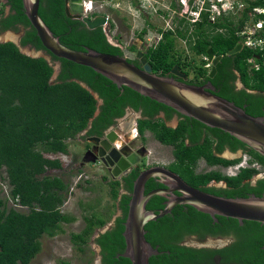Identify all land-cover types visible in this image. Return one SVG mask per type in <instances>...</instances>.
<instances>
[{
    "label": "trees",
    "instance_id": "16d2710c",
    "mask_svg": "<svg viewBox=\"0 0 264 264\" xmlns=\"http://www.w3.org/2000/svg\"><path fill=\"white\" fill-rule=\"evenodd\" d=\"M1 1L0 34L7 31L22 33L19 46L13 42H0V172H4L10 186L9 197L12 201V206L7 207L0 198V264H30L41 251L40 239L43 236L52 238L62 232V224L75 221L74 217L61 211L68 193V184L64 178L50 174L51 171H57L62 175V164L58 159L48 156L69 154V142L87 128L98 108L93 94L98 96L102 105L99 107L100 114L93 119L90 135L97 131L98 124L105 128L113 117L122 116L126 107L137 110L140 106H145L147 115L166 108L129 88H117L108 79L85 66L53 56L43 48L25 16L22 0ZM247 3L236 24L229 17L215 23H210L203 17L201 22L190 28V24H183V20H179L174 30L164 34L156 46L146 49L152 73L166 76L175 65L182 70L185 68L186 76H192L189 84L199 86L210 81L219 97L242 108L248 115H263L264 51L245 46L239 53L227 55L237 43L243 42L239 33L249 20L248 14L252 8L264 7L263 0ZM7 6L9 10L5 14ZM64 7V0H39L38 8L39 17L63 46L75 51H85L87 48L99 53L121 55V49L107 41L102 28L88 30L81 21L68 18ZM146 33L147 29L143 28L136 33V37L143 40ZM161 33L159 30L158 34ZM173 33L186 40L188 50L195 57L201 58L200 64L195 63L194 59L187 60V57L182 60L178 53L172 54ZM20 47L42 50L48 54L50 62L43 57H30L21 52ZM131 48L135 49L133 46ZM209 49L215 56L222 57L212 79L208 78L209 69L205 67L207 61L204 59L207 58ZM56 63H59L60 69L53 79V65ZM237 79L242 85L239 90L234 87ZM194 122L192 134L184 122L176 129H169L163 124L140 120L139 133L149 130L157 141L172 146L174 170L182 175L185 172L193 186L206 184L214 179L226 181L231 187L226 192L227 197L246 198L247 193L262 196L264 178L258 180L254 187H249L247 183L259 172L251 167L252 164L264 167V157L252 149H249L250 167L241 169L234 177H226L218 172L200 177L194 174L193 167L201 157L209 164L225 166L240 161L213 156L210 140L198 143L197 128L204 126ZM209 131L226 140L233 139L232 150L245 147L220 130ZM186 137L189 138L190 145L184 142ZM198 178L201 179L196 182ZM128 188L131 191V184ZM213 193L221 195L220 192ZM109 196L115 202L118 197L116 187H111ZM129 199L130 196L122 197L121 215L116 217L106 232L93 240L94 245L99 248L100 264H131L128 258L117 256L124 253L126 248L122 235ZM159 203L160 199L153 197L148 207H161ZM113 207L115 208V204ZM178 216L181 214L175 215ZM167 217L150 221L144 226L145 240L158 252L157 255L150 256L149 264H215V256H219L220 264H264V249L258 246L250 251H194L181 247L175 238V229L180 225H171ZM83 220L84 228L78 233L70 234V242L79 251L84 250L83 246L89 243L95 230L103 229L107 224L103 217L96 215L84 217ZM248 224L259 227L257 222ZM263 243L264 240L260 242Z\"/></svg>",
    "mask_w": 264,
    "mask_h": 264
},
{
    "label": "water",
    "instance_id": "95a60500",
    "mask_svg": "<svg viewBox=\"0 0 264 264\" xmlns=\"http://www.w3.org/2000/svg\"><path fill=\"white\" fill-rule=\"evenodd\" d=\"M1 2L5 3V0ZM81 3L82 0H64L66 16L81 21L88 30L104 27L106 24L105 17L97 16L89 19L82 16ZM22 4L25 16L35 30L43 48L53 56L85 66L108 79L117 88H129L141 96L163 104L207 127L218 129L264 157V117L248 115L242 108L232 102L210 94L207 90L213 91V87L209 82L204 86L188 85L173 78L154 75L150 64L141 51L134 52L125 48L122 50L121 55H110L85 47V51L69 49L59 42L58 37L52 35L39 17V0H22ZM5 35H10V38H5ZM5 35L0 37L1 43L13 42L19 46L20 35L12 32ZM20 50L30 57H43L50 61L43 51H34L21 47ZM241 50L242 45L237 43L227 52V55H234ZM207 57L211 65L208 78L212 79L216 73L215 67L222 57L214 56L211 49L207 50ZM134 59L139 61L141 68L129 62ZM54 71L58 73V66ZM170 73L182 78L183 81L187 79L184 73L178 71L176 65L171 68ZM81 85L84 87L83 84ZM93 95L98 98L96 94ZM103 144L108 149V145L105 142ZM108 155L114 163L118 162L119 156L114 149ZM129 160L133 161L131 158ZM154 176L160 178L159 181L155 180L156 182L166 185L169 190L152 191L143 196L142 191L145 182ZM173 190L179 191L183 196L174 197L170 194ZM155 194L168 199V202H164L166 206L156 213L154 211H146L144 209L145 204ZM249 196L247 198H223L209 195L188 186L177 175L167 170L159 167L149 168L140 173L133 183L132 194L128 203L125 230L122 235L125 239L126 248L124 253L117 256L128 258L131 264H149L150 256L157 255L158 252L156 248L153 249L145 240L144 226L150 221L162 218L174 206L180 204H188L200 212L209 213L214 222L216 220L212 216L217 215L238 220L239 226L242 225L241 222L244 220L264 225V194L260 198ZM111 225L112 223H109L101 233L107 231Z\"/></svg>",
    "mask_w": 264,
    "mask_h": 264
},
{
    "label": "flooded vegetation",
    "instance_id": "af4514ba",
    "mask_svg": "<svg viewBox=\"0 0 264 264\" xmlns=\"http://www.w3.org/2000/svg\"><path fill=\"white\" fill-rule=\"evenodd\" d=\"M8 10H9V6L5 7V14L8 13ZM168 31L169 30L163 31V33L160 34V39ZM21 33H17V34L21 36ZM126 47L128 49H131V51H139L138 49L132 50L131 46H126ZM142 53L146 57V50L142 51ZM204 59L207 61L205 67L207 66L210 73L211 65L210 62L208 61V57ZM146 60L148 62L147 57ZM200 61L201 58L198 64H200ZM129 62L135 65L136 67L141 68V64L137 59H134ZM57 64H58L57 66L59 72L60 65L59 63ZM177 68L180 73H184V71L186 70L185 68H183L184 70L179 69L178 66ZM164 77L173 78L176 81L184 82L185 84L188 85H193L188 83L189 80H191L192 78L190 74L186 76L187 79L185 81H183V79L180 77L172 75L170 72L168 75ZM207 82L211 84L210 81H206L205 83L200 84L199 86H204L207 84ZM212 87L214 92L211 90H207V92H209L212 95L218 96L215 93L216 91L213 85ZM234 87L237 90L241 89L242 85L239 79H237V81L234 83ZM95 99L97 100L98 108L94 113L93 119H95L100 114L99 107L102 105V101L99 98H95ZM165 108L166 109H158L157 112L153 114L150 113L151 115H147L146 114L147 108L145 106H140V108L137 110H134L130 107H126L122 116L113 117L111 123L105 128L101 127L98 124L96 127L98 128L97 131H95V133L90 135L89 131L92 129V122H93L92 119L91 121H89L87 128H85L81 133H79L75 137L79 145L77 144L76 146H70L71 150L69 149L68 155L56 154V158L62 157V158H67L68 160L65 165L62 164L64 172L62 175H60V177L65 179L66 175L69 174H73V175L76 174V176L80 175L81 173H84L82 171H84V168L87 167L95 175L96 174L99 175L100 181L109 189V191L111 190V187H116L118 191V197L115 200V208L118 214L113 218V222L115 221L117 216L121 215L120 202L122 201V197L131 196L133 183L135 182V180L137 179L140 173L144 172L149 168L159 167L164 170H167L168 172L177 175L188 186L209 195L223 197V198H241V197L226 196V192L231 190V187H229L226 181H216L212 179L206 184H198L196 187L193 186L192 184L193 182L189 180L185 172L182 171L183 172L182 175L174 170L173 164L175 162V158L173 156L172 146L164 145L159 141H157L154 135L149 130H145L144 133L142 134L139 133L138 124L139 121L142 120L143 122L149 121L152 124L153 123L163 124L166 128L169 129H176L181 122H184V124H186L187 127H189L190 132L194 134L195 128H193V126L195 124L194 121L196 120L184 116L167 106H165ZM262 111L264 112V109H262ZM127 114L130 115V117L125 118ZM260 117H264V114L261 115ZM203 126L204 128L201 127L197 128L199 133L197 138L199 144H203L205 140L208 139L212 142L210 150L213 156L225 160L240 159V161L225 166L221 164H209L206 161V159L201 157L197 159L193 167V172L196 176L200 177L202 175H208L214 172H218L226 177H234L240 172L241 169L250 167L249 147L245 145V147L243 148L232 150L231 147L233 145V139L230 138L229 140H226L224 137L216 136L211 131H209L214 128H210L205 125ZM121 128L128 129V131L124 133V131L121 130ZM103 142H105L108 145V149L105 148ZM154 142L157 143V148L160 149L164 154L161 155V158L160 157H156L153 159L149 158L150 155L149 148L152 143L154 144ZM184 142L187 145H190L189 138L186 137L184 139ZM73 149L75 150L73 151L75 154L71 152ZM112 149H114L115 153L119 156L118 167H117L118 162L114 163L111 157L108 155ZM158 152L161 153L160 151ZM129 158L133 159V161L129 160ZM251 167H254L259 171L256 175L253 176L252 179L247 181L249 187H254L256 186L258 180L264 178V167L256 164H252ZM200 179L201 178H198L196 182H199ZM155 180L159 181L160 178L157 176L150 177L145 182L142 191L143 196L149 194L152 191L169 190V187H167L166 185L160 182H156ZM116 183L117 185L115 186L114 184ZM130 184H131V191H129L128 188ZM213 192H220L221 195L215 194ZM170 194L176 198L183 196L177 190L171 191ZM263 194H264V190L261 193V195ZM247 195L248 196L251 195L257 198L262 197V196L258 197L253 193H247ZM153 197H158L160 199L159 204L161 207H157V206L153 208L148 207V204ZM164 202H168V199L155 194L145 204L144 209L146 211H154V213H156L158 210L163 209L166 206ZM180 214L181 216L175 217V215H180ZM199 214H201V216ZM165 216H168L167 219L171 225H180L179 227H177V229H175V238L178 239L177 242L178 245L187 249H191L194 251L196 250L218 251L224 249L226 250L236 249L237 251H250L252 248L257 246L260 247V249L264 247V243L260 244V242L264 240V225H261L260 223H259V227H256L254 225L248 224L251 221L244 220L241 222L242 225L239 226L238 220L213 215L212 217L216 220L217 222L216 223L210 217L209 213L200 212L188 204H180L174 206L173 209ZM97 249H98L97 253L99 254V248L97 247ZM214 260H215V264H220L219 256H215ZM98 261L100 264L99 255H98Z\"/></svg>",
    "mask_w": 264,
    "mask_h": 264
},
{
    "label": "rangeland",
    "instance_id": "374dc122",
    "mask_svg": "<svg viewBox=\"0 0 264 264\" xmlns=\"http://www.w3.org/2000/svg\"><path fill=\"white\" fill-rule=\"evenodd\" d=\"M99 13L104 14L108 18V25L111 27V34L108 39L111 43L115 40L120 41L124 46L134 45L137 40L136 33L143 28L147 29L144 39L138 41V45L142 51H145L149 46H156L160 39L159 30H174L177 26V18L173 17L170 11L167 10L171 0H94ZM171 8V7H170ZM240 13V11H239ZM169 14V15H167ZM167 15V17H166ZM237 17V16H236ZM223 19V18H219ZM234 19L236 24L239 18ZM224 20V19H223ZM219 22V21H218ZM150 23V24H149ZM151 25L149 27V25ZM107 25V26H108ZM109 27V26H108ZM107 27V28H108ZM223 31V29H218ZM191 32V31H190ZM5 32L0 35H5ZM18 35L17 33H15ZM6 36V35H5ZM111 37V39H110ZM174 50L172 54H180L181 59L187 57V60L194 59L195 63H199L200 57H195L189 50L185 39L173 33ZM115 39V40H114ZM31 52V51H30ZM54 64L53 67H57ZM56 75V74H55ZM54 77V76H53ZM55 79V78H53ZM127 117L130 115L127 114ZM126 133L128 129L121 128ZM123 134V133H121ZM79 145L77 139L69 142L70 146ZM152 146V147H151ZM149 148V158L153 159L160 157L163 152L157 148V143H152ZM71 151L73 154H75ZM160 151L161 153H159ZM159 153V154H158ZM164 155V154H163ZM52 158H56L52 156ZM61 163L65 165L67 158L61 157ZM84 173L80 175H66L64 181L68 184V193L66 194L65 202L61 207L64 214L74 217L75 221L69 224H62V232L52 238L43 236L41 241V251L32 259L30 264H59L65 262L67 264H99L97 247L93 240L97 235L95 230L91 240L86 246H83V251H79L70 242V234L80 232L84 226V217L96 215L103 217L107 224L118 214L116 208L113 207L114 201L110 199L109 189L102 184L98 174H94L87 167L84 168ZM51 175L60 176L57 171L50 172ZM10 186L6 182L4 172H0V198L5 201L7 207L12 206V201L9 197Z\"/></svg>",
    "mask_w": 264,
    "mask_h": 264
},
{
    "label": "built area",
    "instance_id": "2783aa9c",
    "mask_svg": "<svg viewBox=\"0 0 264 264\" xmlns=\"http://www.w3.org/2000/svg\"><path fill=\"white\" fill-rule=\"evenodd\" d=\"M177 7L182 6L181 13L186 12L194 6L196 10L191 12L192 22L199 20L203 13H207V19L214 20L217 16H220L225 12H232V14H238L237 11L244 8L243 2L236 1L234 6L233 0H172ZM264 1V0H263ZM192 3V4H191ZM191 4V5H190ZM92 2L83 1V7L86 14L95 12ZM237 6V7H236ZM97 8V6H96ZM98 9V8H97ZM190 11V10H189ZM251 19L255 20L246 22V25L242 29L240 35L243 39V44L252 50L264 51V7L253 9V14L250 15ZM251 22V25H249ZM264 65V61H263ZM256 68L257 66L254 65Z\"/></svg>",
    "mask_w": 264,
    "mask_h": 264
},
{
    "label": "clouds",
    "instance_id": "9594fccd",
    "mask_svg": "<svg viewBox=\"0 0 264 264\" xmlns=\"http://www.w3.org/2000/svg\"><path fill=\"white\" fill-rule=\"evenodd\" d=\"M83 1H89V0H82V3H81V5H82V9H83V14H82V16L83 17H86V18H89V19H93V18H95V17H97V16H103V17H105L106 18V24L104 25V27H101L102 28V30L104 31V33H105V35H106V37H107V41L111 44V45H113V46H115V47H119L120 49H121V52H122V50L123 49H125V48H127L126 46H124V44L123 43H121L120 41H118V40H115V43L113 44V43H111L110 42V40L108 39V35H110L111 34V27H110V25H108L107 23H108V18L104 15V14H102V13H99V11H98V9L96 8V4H95V1L94 0H90L91 2H92V6H93V9H95V12L94 13H91V14H86V12L84 11V7H83ZM234 1V6L236 5V1H238V0H233ZM240 2L242 1L243 2V5H244V8L243 9H241L240 10V13H239V10L237 11V13L238 14H232V12H225V13H222L220 16H217L214 20H209V19H207L208 17H207V13H203L202 15H201V18L199 19V20H196V21H194V22H192L191 20H192V15H191V12L192 11H194V10H196V8L194 7V6H192V7H190L191 9H189V10H187L186 12H184V13H181V9H182V6H180V7H177V5L171 0V2H170V5H169V7H167V10H169V14H170V11H171V13H173L172 14V16L173 17H175L176 16V18H177V20L179 21V20H183V24H190V28H192L193 26V24H195V23H198V22H201L202 21V19H203V17H206V19L208 20V22H210V23H215V22H218V21H220V20H223L225 17H229V18H240L241 17V13H242V11L245 9V7L247 6V2L248 1H254V0H239ZM3 3V2H2ZM192 4V3H191ZM190 4V5H191ZM171 7V8H170ZM237 7V6H236ZM255 8H259V7H254V8H252V10H251V12H249V14H248V16H249V20L247 21V22H249L250 20H255V18L253 17L252 19H251V14H253V9H255ZM169 14H167V15H169ZM167 15H166V17H167ZM237 16V17H236ZM223 18V19H219V18ZM150 24V23H149ZM148 24V25H149ZM177 24H178V22H177ZM109 27H108V26ZM246 25V22L244 23V25H243V27H242V29L244 28V26ZM249 25H251V22H250V24ZM151 25H149V27H150ZM108 27V28H107ZM242 29H241V31H242ZM162 33H163V31L162 30H160ZM9 32V31H8ZM159 32V31H158ZM12 33H14V32H12ZM241 33V32H240ZM240 33H239V35H240ZM15 34V33H14ZM241 36V35H240ZM242 37V36H241ZM110 39H111V37H110ZM112 40V39H111ZM160 40V39H159ZM159 40H158V42H159ZM138 41H141L142 42V40H140L139 38H137V40L134 42V45H131V47L133 46V47H135V49H138L139 51H141L142 52V50L140 49V45H141V42H140V44L138 45L137 43H138ZM157 42V43H158ZM241 45H242V48L243 47H245V45L243 44L244 42H239ZM153 46V45H152ZM129 50H131V49H129ZM40 51H42V50H40ZM44 52V51H43ZM135 52V51H134ZM45 53V52H44ZM45 55L49 58V60H50V57L48 56V54L47 53H45ZM48 61V60H47ZM50 62V61H49ZM57 64V63H56ZM54 69H55V67H53ZM56 74V75H55ZM57 74L58 73H55V71H54V74H53V78H56V76H57ZM52 156H54L55 157V155H49L48 157H52ZM52 159H58L60 162H61V158H52ZM62 164V163H61ZM52 172V171H51ZM65 202V201H64ZM63 206V205H62ZM110 223H112V225H113V219L111 220V222ZM109 224V223H108ZM108 224H106V226L104 227V228H106L107 227V225ZM111 225V226H112ZM103 228V229H104ZM103 229H97V230H100V231H97V235H96V237L95 238H97L100 234H103V233H101V231L103 230ZM106 232V231H105ZM94 238V239H95ZM98 263H99V261H98Z\"/></svg>",
    "mask_w": 264,
    "mask_h": 264
},
{
    "label": "bare ground",
    "instance_id": "6f19581e",
    "mask_svg": "<svg viewBox=\"0 0 264 264\" xmlns=\"http://www.w3.org/2000/svg\"><path fill=\"white\" fill-rule=\"evenodd\" d=\"M5 38L9 39L10 38V35H6Z\"/></svg>",
    "mask_w": 264,
    "mask_h": 264
}]
</instances>
